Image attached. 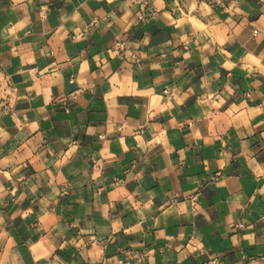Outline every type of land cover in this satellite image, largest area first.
Wrapping results in <instances>:
<instances>
[{"label":"crops","instance_id":"crops-1","mask_svg":"<svg viewBox=\"0 0 264 264\" xmlns=\"http://www.w3.org/2000/svg\"><path fill=\"white\" fill-rule=\"evenodd\" d=\"M154 5L0 0V264H264V0Z\"/></svg>","mask_w":264,"mask_h":264},{"label":"built area","instance_id":"built-area-1","mask_svg":"<svg viewBox=\"0 0 264 264\" xmlns=\"http://www.w3.org/2000/svg\"><path fill=\"white\" fill-rule=\"evenodd\" d=\"M202 2L207 3L208 5H215L223 3V0H201ZM132 2L138 7V19L143 20L148 16H153L157 10L155 8L154 2L155 0H132ZM256 32V31H254ZM114 48L118 51H124L125 49V43L120 40H116L114 42ZM168 90H165V93L167 94ZM191 200H195V196L191 198ZM131 258L135 260L142 259L145 254L139 253V252H132L128 254Z\"/></svg>","mask_w":264,"mask_h":264}]
</instances>
